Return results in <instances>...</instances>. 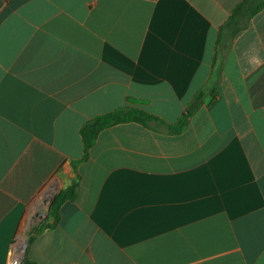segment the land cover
Returning <instances> with one entry per match:
<instances>
[{
    "label": "crops",
    "instance_id": "crops-1",
    "mask_svg": "<svg viewBox=\"0 0 264 264\" xmlns=\"http://www.w3.org/2000/svg\"><path fill=\"white\" fill-rule=\"evenodd\" d=\"M241 1L0 0V264L76 174L24 264H264V0L228 21ZM121 106L160 119L101 130L74 170Z\"/></svg>",
    "mask_w": 264,
    "mask_h": 264
},
{
    "label": "trees",
    "instance_id": "trees-1",
    "mask_svg": "<svg viewBox=\"0 0 264 264\" xmlns=\"http://www.w3.org/2000/svg\"><path fill=\"white\" fill-rule=\"evenodd\" d=\"M248 1L249 0H242L241 2H239L232 10L228 21H230L232 16H234V14L240 12L243 8H245ZM263 4L264 2L256 5L251 11L250 15L255 13L258 9H260ZM200 104H201V92L193 96L192 100L186 105L184 110L181 112L177 121L174 124L168 125L169 129L174 133H178L182 131L187 126L189 119L191 118L193 113L198 109ZM158 119L160 118L136 106H121L112 111L102 114H97L91 117L79 129L80 137L83 144V155L80 159L73 160L71 162L73 169L75 170L76 165L87 158L89 149L94 144L95 139L101 130L118 123L133 121L145 125L150 120H158ZM78 184H79L78 175L76 174L75 177L71 180L70 184L58 193L53 204L50 207L49 217L53 219V222L49 223L46 220L41 222V224L38 225V227L34 228L32 234L28 238V241L33 236L39 234L48 227L54 226L57 223L59 218L58 208L60 204L65 200H72L76 197L78 192ZM27 264H34V263L27 262Z\"/></svg>",
    "mask_w": 264,
    "mask_h": 264
},
{
    "label": "rangeland",
    "instance_id": "rangeland-1",
    "mask_svg": "<svg viewBox=\"0 0 264 264\" xmlns=\"http://www.w3.org/2000/svg\"><path fill=\"white\" fill-rule=\"evenodd\" d=\"M46 214H47L46 211L40 212V218H41L42 216L46 215ZM31 219H32V218L27 219V220L24 222L23 226L21 227V231H22V229H23V230L25 229L24 234H19V235H21L20 237L23 239V242H24V239H25V245H24V246H25V249H26L27 242H28V238H29L30 234L33 232V230H34L35 227H38V224L34 225V224L32 223V220H31ZM30 220H31V221H30ZM23 227H25V228H23ZM20 233H22V232H20ZM24 252H25V250H24Z\"/></svg>",
    "mask_w": 264,
    "mask_h": 264
},
{
    "label": "built area",
    "instance_id": "built-area-1",
    "mask_svg": "<svg viewBox=\"0 0 264 264\" xmlns=\"http://www.w3.org/2000/svg\"><path fill=\"white\" fill-rule=\"evenodd\" d=\"M16 240V239H15ZM16 241L13 242L12 247L10 248L9 252H8V260H7V264H24L23 260H24V250H25V246L23 248V252L20 253V258L17 256V252H15V248H13L14 244ZM17 250H19V248H16Z\"/></svg>",
    "mask_w": 264,
    "mask_h": 264
},
{
    "label": "bare ground",
    "instance_id": "bare-ground-1",
    "mask_svg": "<svg viewBox=\"0 0 264 264\" xmlns=\"http://www.w3.org/2000/svg\"><path fill=\"white\" fill-rule=\"evenodd\" d=\"M21 235H18L17 237H16V242H15V244H14V246H13V248H15V252H17L16 254H17V256L20 258V253H22L23 252V248H24V245H25V239H24V242H23V239L20 237ZM19 248V250H17L16 248Z\"/></svg>",
    "mask_w": 264,
    "mask_h": 264
}]
</instances>
